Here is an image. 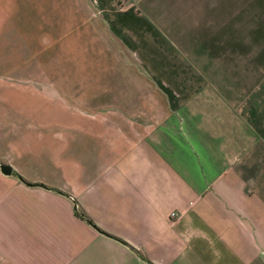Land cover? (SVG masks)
Segmentation results:
<instances>
[{
	"label": "crops",
	"instance_id": "crops-1",
	"mask_svg": "<svg viewBox=\"0 0 264 264\" xmlns=\"http://www.w3.org/2000/svg\"><path fill=\"white\" fill-rule=\"evenodd\" d=\"M0 162V264H264V0H0Z\"/></svg>",
	"mask_w": 264,
	"mask_h": 264
},
{
	"label": "water",
	"instance_id": "water-1",
	"mask_svg": "<svg viewBox=\"0 0 264 264\" xmlns=\"http://www.w3.org/2000/svg\"><path fill=\"white\" fill-rule=\"evenodd\" d=\"M0 172L3 174H10L11 169L7 164L0 162Z\"/></svg>",
	"mask_w": 264,
	"mask_h": 264
},
{
	"label": "rangeland",
	"instance_id": "rangeland-1",
	"mask_svg": "<svg viewBox=\"0 0 264 264\" xmlns=\"http://www.w3.org/2000/svg\"><path fill=\"white\" fill-rule=\"evenodd\" d=\"M25 56V55H24ZM32 69V68H31ZM93 69L88 66V68H86V72H88V75H90V72L92 71ZM34 72L36 73L35 69H34ZM93 74H95V71L93 72Z\"/></svg>",
	"mask_w": 264,
	"mask_h": 264
},
{
	"label": "trees",
	"instance_id": "trees-1",
	"mask_svg": "<svg viewBox=\"0 0 264 264\" xmlns=\"http://www.w3.org/2000/svg\"><path fill=\"white\" fill-rule=\"evenodd\" d=\"M10 173H12V174H15L16 175V173L13 171V170H11V172ZM79 216H82V214H79Z\"/></svg>",
	"mask_w": 264,
	"mask_h": 264
},
{
	"label": "built area",
	"instance_id": "built-area-1",
	"mask_svg": "<svg viewBox=\"0 0 264 264\" xmlns=\"http://www.w3.org/2000/svg\"><path fill=\"white\" fill-rule=\"evenodd\" d=\"M173 215H174V212H171V213H170V216H173Z\"/></svg>",
	"mask_w": 264,
	"mask_h": 264
}]
</instances>
